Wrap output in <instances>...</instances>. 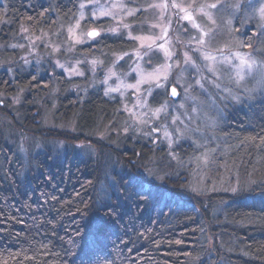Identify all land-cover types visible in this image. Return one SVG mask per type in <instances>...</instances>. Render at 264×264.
Masks as SVG:
<instances>
[{"label": "trees", "instance_id": "16d2710c", "mask_svg": "<svg viewBox=\"0 0 264 264\" xmlns=\"http://www.w3.org/2000/svg\"><path fill=\"white\" fill-rule=\"evenodd\" d=\"M81 1L6 0L1 32L28 27L39 34L65 26ZM133 1L139 6L143 0ZM257 24L252 20L242 32L246 48L256 46ZM132 45L123 36L96 44L109 52ZM88 82L50 65L13 77L0 72V93H27L24 122L4 125L7 134L0 128V264H264V93L231 102L219 123L224 140L213 154L249 189L203 200L187 190L188 169L147 188L122 162L133 165L153 152L165 156V147L155 153L142 135H130L133 148L127 149L88 136L98 123H112L120 106ZM6 107L0 104L2 117L15 120ZM44 107L53 109L57 124L73 120L77 131L47 128Z\"/></svg>", "mask_w": 264, "mask_h": 264}, {"label": "rangeland", "instance_id": "374dc122", "mask_svg": "<svg viewBox=\"0 0 264 264\" xmlns=\"http://www.w3.org/2000/svg\"><path fill=\"white\" fill-rule=\"evenodd\" d=\"M5 2L0 0V3ZM174 3L191 12L200 29L207 33L203 44L198 43L200 29L182 19L185 13L172 7ZM211 3H216L217 8L206 9L211 14L210 20L200 13L199 6ZM156 4L167 7H151ZM101 6L110 15L100 16ZM261 9H264V0H143L139 6L133 0H82L67 25L60 23L55 29L39 34H33L28 27L11 34L1 32L2 20L0 72L7 71L13 77L16 71L33 67L42 71L50 65L51 70L63 72L71 80L88 79L89 89L102 87L106 96L119 99L118 116L112 123V119L98 123L87 134L120 149L133 148L128 140L130 135L134 138L142 135L145 141L151 140L155 153L157 148L165 147V156L158 157L153 152L133 165L122 159L131 169V177L141 180L147 188L157 182L164 184L173 170L179 177L188 169L187 190L199 199L208 200L220 193L236 194L249 188L242 185V189L240 177L233 175L235 172L225 163L219 166L213 154L215 145L224 140L217 135L219 123L231 102L241 104L256 93H264V17ZM130 12L133 14L129 15ZM233 14L239 16L240 27ZM90 19L96 22L109 19L110 23L93 28L87 24ZM252 20H257L259 34L253 36L256 46L246 48L242 32L250 28ZM93 30L99 35L91 38L87 33ZM104 36H123L133 41V45L123 51H99L96 44ZM81 47H91L94 53H84ZM165 50L171 53L170 57L165 55ZM185 53L191 57L188 63ZM206 55L216 59L206 60ZM238 57L254 62L250 70L243 69V79L239 83ZM209 65L215 69L214 73L209 71ZM157 70L166 72L167 78L160 75L157 79ZM158 83L163 87H157ZM172 86L180 93L176 100L170 97ZM26 94L25 89L11 96L0 93V104L8 105L6 108L16 120L4 118L0 113L3 134L8 133L4 125L14 127L15 122L16 125L24 122ZM161 106L163 110L156 113ZM44 111L47 128L77 131L73 120L57 124L53 109L44 107ZM80 144L93 145L86 140Z\"/></svg>", "mask_w": 264, "mask_h": 264}, {"label": "snow or ice", "instance_id": "6c2138e0", "mask_svg": "<svg viewBox=\"0 0 264 264\" xmlns=\"http://www.w3.org/2000/svg\"><path fill=\"white\" fill-rule=\"evenodd\" d=\"M115 6H116V5H113V7H115ZM238 6H239V5H234V7H238ZM83 7H84V5L81 4V8H83ZM151 7L163 8V7H167V5L156 4V5H151ZM172 7L179 8L180 11H182V12L185 13L184 16L182 17V19L189 21L190 24L192 25V27L197 28V29H200V26H199V24L196 23L193 14H192L191 12H188L186 8H184V7L181 6V5H177V4H175V3L172 5ZM189 7H191V6H189ZM214 8H217V4H216V3H211V4H207V5H201V6H199V11H200V13H202V14L205 15V16H207V17L211 20V19H212L211 14H210L208 11H206V9H214ZM132 14H133V13H131V12L129 13V15H132ZM94 15H95V14H94ZM99 15H100V16L110 15V12H109L107 9H105L103 6H101V8H100V10H99ZM261 15H262V17H264V9H261ZM213 22H214V21H213ZM125 27H127V25H125ZM69 31H72V30L70 29ZM113 31H115V30L113 29ZM200 31H201V37H200V39L198 40V43L203 44V43H204V39H203V37L206 36L207 33L203 32L202 29H200ZM165 34H166V33H165ZM87 35H88L89 37L94 38V37H96L97 35H99V33H98L97 31L93 30V31H89V32L87 33ZM137 39H139V38H137ZM153 42H154V41H153ZM149 47H151V45H149ZM159 47L163 48L164 45H159ZM165 55H166L167 57H170V56H171V53L168 52L167 50H165ZM204 58H205L206 60H215V59H216L215 57H211V56H207V55H206ZM238 59L240 60V66H241V68H240V70L237 72V78H238V79H237V83H239V80H242V79H243V75H242V71H243V69H244V68H247V69L250 70V69L252 68L253 63H254V62H250V61H249L248 59H246L245 57H238ZM190 61H191V57H189L188 54L185 53V62L188 63V62H190ZM166 67H171V66H170V65H166ZM209 71H212V72L214 73V72H215V69H214L211 65H209ZM160 75H163L165 79L167 78V73H166V72L161 73L160 70H157V72L155 73L156 78L158 79ZM197 83H200V82L197 81ZM217 86H218V85H217ZM129 87H136V86H131V85H130ZM157 87H163V85L160 84V83H158V84H157ZM149 94H150V92H149ZM176 94H177L176 89L173 87V88L171 89V95H172V96H176ZM143 103H146V102H143ZM163 107H164V106H161V108L156 109L155 112H156V113H159L160 111L163 110ZM126 110H127V109H126ZM154 114H155V113H154ZM132 115H135V113H132ZM173 123H175V120L173 121ZM155 130H156V129H152V131H155ZM125 131H127V129H125ZM165 135L167 136L168 133L165 132Z\"/></svg>", "mask_w": 264, "mask_h": 264}, {"label": "water", "instance_id": "95a60500", "mask_svg": "<svg viewBox=\"0 0 264 264\" xmlns=\"http://www.w3.org/2000/svg\"><path fill=\"white\" fill-rule=\"evenodd\" d=\"M91 38H92V37H91ZM173 87L176 89V92H177L176 96H172V95H171V89H172ZM179 95H180L179 90H178L175 86H172V87L170 88V97H171L172 99H175V100H176V99H178Z\"/></svg>", "mask_w": 264, "mask_h": 264}]
</instances>
